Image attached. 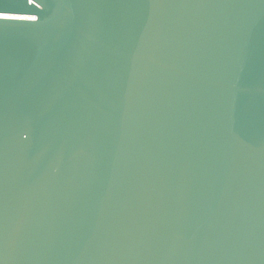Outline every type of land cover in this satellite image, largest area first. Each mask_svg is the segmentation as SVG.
<instances>
[{
	"label": "water",
	"instance_id": "95a60500",
	"mask_svg": "<svg viewBox=\"0 0 264 264\" xmlns=\"http://www.w3.org/2000/svg\"><path fill=\"white\" fill-rule=\"evenodd\" d=\"M0 264H264V0H0Z\"/></svg>",
	"mask_w": 264,
	"mask_h": 264
}]
</instances>
